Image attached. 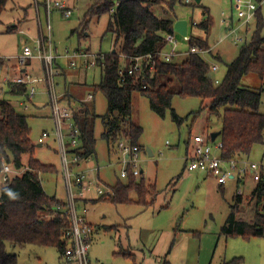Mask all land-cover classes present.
I'll return each instance as SVG.
<instances>
[{"label":"rangeland","instance_id":"1","mask_svg":"<svg viewBox=\"0 0 264 264\" xmlns=\"http://www.w3.org/2000/svg\"><path fill=\"white\" fill-rule=\"evenodd\" d=\"M45 1L9 0L6 9L0 15V64H2L0 66V98L11 103L16 112L27 116L29 136L35 145L34 157L43 164L55 166L59 171L60 159L57 154V144L53 138L54 125L48 118L49 93L46 85L42 84L37 88L34 96L30 98V103H26L25 96L12 95L7 88V84L16 76L17 70L14 69L19 68L20 65L16 55L21 44L25 40L31 44L30 41L38 40L39 35L46 37L48 34ZM55 1L63 2L71 8L72 14L69 18L64 17L54 7ZM184 1L181 0L182 3L176 1L175 12L173 10L169 14L176 19L193 20L196 23L209 16L211 24L207 39L213 48V54L219 59L208 57V61L218 66V70L213 72L212 76L221 80L227 63L237 56L241 45L250 41L256 20L252 19L247 24L239 21L238 16L243 11V6L236 0H201L200 6L185 5ZM91 2L92 0H51V41L56 54L62 55L66 51L71 53L77 48H88L95 54L108 53L112 50V46L115 51H118L119 43L113 45V36L105 34L109 14L90 18L87 23V34L81 33L79 37L80 23ZM169 2L170 0H164V3L152 6V12L158 17L163 16L164 11L168 10ZM202 6L208 9V16L202 15ZM260 12L264 18V6L260 7ZM231 27L235 29L234 32L230 31ZM9 28L13 30L8 31ZM73 29H76L78 33L71 34ZM194 31L201 33L199 29ZM260 36L264 37V20H262ZM238 37L242 38L239 42L235 40ZM176 38L180 43L178 48L184 50L186 45L181 37L176 36ZM169 50L170 47L167 45L164 52ZM174 59L180 61L181 57L176 56ZM59 61L67 75L54 78L55 95L59 96L63 93V88L67 85L75 99L86 100L87 94L93 93V84H97L100 80V68L76 71L63 60L59 59ZM31 63L32 66L28 70L32 69V74L35 75L41 74L43 65L41 59L32 58ZM6 77L8 80L4 82ZM242 84L255 88L260 85V80L256 74L249 73L243 77ZM131 101V118L142 127L138 140L142 150L138 154L136 167L142 170L141 177L154 183L157 189L146 194L144 201H152L157 193L158 195L153 205L148 207L138 203L135 191L129 193L131 203L115 204L108 200L95 201V198L80 201V213L85 215L86 220L93 225L92 242L89 247L90 259L102 264H162L160 257L162 258L170 247L171 250L174 249L176 243L173 230L178 228L180 231H186L185 234L199 233L205 254L208 259H212L211 264H223L224 260L234 257H241V264H264V237L219 236V229L228 215L233 194L240 190L244 198L242 206L240 205V212H245L251 184H237L235 180L230 179L221 192L210 178L203 177L201 170L197 168L187 170L184 167L183 157L188 138L195 134L207 137L210 133L219 131L220 118L209 117L206 109H203L193 119V113L197 112L201 106L200 99L196 97H172L171 109L174 110L179 121L172 119L170 110L165 112L164 117L155 114L149 107L148 99L139 92L132 93ZM86 103L91 106L96 115L93 127L96 140L95 155L89 158L88 164H94L100 168L101 183L98 186L105 190L113 186L117 180L124 184L127 178L119 177L120 170L123 168L122 154L117 147L108 154L106 142L101 139L103 126L100 116L106 111V100L98 90L94 92V99ZM25 105L29 108L25 109ZM259 112L264 113V92L261 95ZM43 131L49 132L50 136L40 146L37 140ZM146 149L151 155H148ZM246 156L249 161L264 166V144L254 145ZM23 164L24 169L27 167V155L23 157ZM40 179L48 195L56 196L61 200L65 199L66 194L60 173L41 174ZM166 204L168 205L162 208ZM184 242L189 256L197 253L199 242L192 240H184ZM122 249H132L136 254L135 258L123 255ZM10 251L17 253V264H59V252L55 247L27 245L22 249L16 248Z\"/></svg>","mask_w":264,"mask_h":264},{"label":"trees","instance_id":"2","mask_svg":"<svg viewBox=\"0 0 264 264\" xmlns=\"http://www.w3.org/2000/svg\"><path fill=\"white\" fill-rule=\"evenodd\" d=\"M8 1L0 0V15ZM176 1L182 3L181 0H170L169 11L175 12ZM162 3L164 0H93L80 23L85 28L93 16L109 14L105 34L113 36L115 45L119 43L118 51L107 53L98 63L100 80L93 86V93L99 90L107 104L105 113L100 116L103 126L101 139L106 142L107 152H112L120 142L141 149L138 140L142 127L131 118V96L133 92H139L148 99L149 107L155 114L164 117L165 112L170 110L174 121H179V118L171 109L173 96L200 99V109L193 113V119L203 109H206L209 117L220 118L218 137L222 143L221 155H249L254 145L264 144V113L259 112L264 92V37L260 36L264 18L260 9L256 11V25L250 41L239 47L237 56L227 63L223 78L215 84L210 66L201 54L186 53L180 61H176L174 56L169 62L158 55L167 47L165 36L172 33L174 22L167 11L161 17L152 12V6ZM190 4L200 6V2L195 1L187 5ZM111 10L113 12L110 14ZM201 13L204 17L208 16V9L202 6ZM210 24L208 16L190 27L188 41L184 43L186 51L191 47H211L207 39ZM195 29L201 30V33ZM75 32L77 30L73 29L70 33ZM119 55L126 58L125 69L131 63V58L143 57L142 70L131 75L125 72L120 77ZM207 55L219 59L211 51ZM249 73L258 76V87L249 88L242 84L243 77ZM7 88L12 95L26 96V87L22 84L9 82ZM73 117L80 133L77 153L82 160H86L95 155L93 127L96 115L87 104L82 103L79 109L74 108ZM29 134L27 116L16 112L11 103L0 98V171L3 163L20 170L24 166L23 157L27 155L25 171L2 182L0 186V264H17L18 255L10 249H22L27 245L55 247L60 258L65 245L63 235L69 221L55 210L62 200L48 195L40 179L41 174L56 175L59 171L55 166L43 164L34 157L35 145ZM191 137L186 145L191 142ZM124 178H127L126 183L117 180L110 187L112 195L99 196L95 201L131 203L129 193L135 191L138 203L144 206L153 204L155 197L148 202L144 201V197L156 190L155 185L146 183L143 177L133 176L130 165H127V176ZM8 190L18 193L19 198H10ZM242 201V195L235 192L228 215L219 229V236L264 237V170L250 193L245 212L239 209ZM241 262V257H234L223 264Z\"/></svg>","mask_w":264,"mask_h":264},{"label":"built area","instance_id":"3","mask_svg":"<svg viewBox=\"0 0 264 264\" xmlns=\"http://www.w3.org/2000/svg\"><path fill=\"white\" fill-rule=\"evenodd\" d=\"M194 0H185L186 4L193 2ZM243 6L240 20L242 23L249 22L255 15L258 7L264 3V0H236ZM51 1L46 0L45 6L49 13ZM54 7L59 9L64 17H69L71 9L67 7L63 2H54ZM113 10L110 11V13ZM222 15H224L222 13ZM195 23H191L194 25ZM48 37L50 31L49 18L47 22ZM176 36H180L172 30V33L165 36V41L169 45L170 50L167 52L160 51L158 55L166 62H169L176 54L178 43ZM183 43L188 41V34L186 36H180ZM49 41V39H47ZM236 41H241L242 38L238 37ZM211 51V47L207 49H200L197 47H191L186 53H198L205 57L208 52ZM104 55L100 53H90L86 51H74L65 52L62 55L56 54L48 45V50L44 47V39H38L33 45L29 43L23 44L20 52L16 55L17 61L20 65H23L27 59L38 58L43 63V75L41 77H33L27 72H23L21 75L11 79L14 84H22L26 87V98L29 100L32 98L38 88V84L46 85L49 93V110L50 116L53 121V135L57 143V153L60 159V174L64 186V192L66 194L65 199L55 207L56 211H59L65 215L69 221V227L65 230L63 239L65 241L62 254L59 258V264H102L96 260H91L88 255L89 244L93 232V227L86 221L85 217L78 211V201L82 199H89L87 196L89 193H93V198L99 196L112 195L110 187L105 190L99 188L95 179L77 169L83 161L77 153V140L79 137V129L75 123L73 113L74 108L67 103H62L59 96L54 92V78L57 74L56 59H67L71 65L76 66L79 63L84 66H97L102 62ZM143 57H134L130 59L128 68H119L118 74L120 77L127 74L139 73L142 70ZM211 72H215L218 67L216 64L211 65ZM217 83V80H214ZM28 108L27 105L24 106ZM50 136V133L43 131L38 138L39 143ZM121 153L123 155L122 164L123 168L120 171V177L127 176V165H130L132 175L137 177L139 170L136 167V160L138 157L139 149L137 146L129 147L122 142L119 143ZM191 153L187 154L186 161L190 166L203 170L210 174L218 185H224L229 176L236 174L239 178H249L253 183H257L260 180L261 171L264 170V166L260 163H254L246 158H240L237 156L224 157L221 155L222 143L220 141L212 143L208 137L202 134H195L191 137L190 142ZM25 170H16L8 163H3L0 171L1 182L5 183L17 175H21ZM94 171H98V167L94 168ZM237 193H241L237 190ZM92 198V199H93Z\"/></svg>","mask_w":264,"mask_h":264},{"label":"crops","instance_id":"4","mask_svg":"<svg viewBox=\"0 0 264 264\" xmlns=\"http://www.w3.org/2000/svg\"><path fill=\"white\" fill-rule=\"evenodd\" d=\"M51 1V0H50ZM201 1V0H200ZM92 2H93V0H92ZM92 2H91V4H92ZM45 3H46V1H45ZM185 3V2H184ZM65 4V3H64ZM36 5V4H35ZM44 5V4H43ZM66 5V4H65ZM67 6V5H66ZM91 6V5H90ZM261 6H264V3H262L259 7H258V9H260V7ZM68 7V6H67ZM44 8H45V11H46V30H47V32H48V29H47V22H48V18H49V24H50V13H51V10L52 9H50V11H49V13L47 12V9H46V6L44 5ZM70 8V7H69ZM37 9V8H36ZM57 9V8H56ZM71 9V8H70ZM257 9V10H258ZM57 10H59V9H57ZM237 10V9H236ZM256 10V11H257ZM60 11V10H59ZM238 12H240L239 10H237ZM61 12V11H60ZM167 12H169V13H171V11H169V10H167ZM112 13V12H111ZM110 13V14H111ZM61 14H62V12H61ZM71 14H72V10H71ZM71 14H70V16H71ZM224 14V13H223ZM63 15V14H62ZM69 16V17H70ZM171 16H172V14H171ZM255 16H256V12H255V15H254V17L252 18V19H256L255 18ZM69 17H66V18H69ZM239 18H238V20L239 21H241L240 20V17H241V14H239V16H238ZM173 19H176L174 16H173ZM178 19H180V18H178ZM251 19V20H252ZM83 20H84V18H83ZM83 22V21H82ZM242 22V21H241ZM188 23H189V27H188V35H189V31H190V27L192 26L191 25V23H196V22H194L193 20H188ZM247 23H249V22H247ZM247 23H243V24H247ZM15 27V26H14ZM86 30H87V25H86V27L84 28V26H79V33H78V35H79V37H81V33H84V32H86ZM231 32H234L235 31V29L234 28H232L231 27V30H230ZM230 32V33H231ZM85 34H87V32L85 33ZM84 34V35H85ZM40 38H43L44 39V47H45V49L46 50H48V45L50 44V46H51V48L53 49V51L56 53V51H55V49L53 48V45H52V41H51V25H50V31H49V37H48V34H47V36L46 37H44V36H41V35H39V38L38 39H40ZM47 39H49V41L47 40ZM26 41V40H25ZM23 42L22 44H21V46H20V50H21V47L23 46V44H25V43H27V42ZM37 40H33V41H30V45H33L35 42H36ZM239 42V41H238ZM246 43V42H245ZM113 45H114V43H113ZM186 45V44H185ZM112 46V45H111ZM20 50H19V52H20ZM187 49H184V50H181V49H179V48H177V54L175 55V57L177 56V57H184L185 56V54H184V52L186 51ZM74 51H86V52H90V50L88 49V48H86V49H83V48H77V49H75ZM74 51H72V52H74ZM112 51H114V49H113V46H112V50L110 51V52H112ZM18 52V53H19ZM211 52H213V48L211 47ZM90 53H92V52H90ZM100 54H103L104 56H106V54L107 53H103V52H99ZM109 53V52H108ZM120 56V68H122V67H125L126 66V63H127V61H126V58L123 56V55H119ZM206 57H204L205 59H206V61L208 62V64H209V66H210V68H211V65H213V64H210L209 63V61H208V57H211V56H209V55H205ZM59 59H61V60H63L69 67H71V68H73L74 70H76V71H80V69H87V70H89V69H91V68H94V67H99L100 65H97V66H93V67H90V66H84V65H81L80 63H79V60H78V64L76 65V66H73V65H71L70 64V62L67 60V59H64V58H57L56 59V62H55V64H56V70H57V74L55 75V77L57 76V77H59V76H62V75H64V76H66L67 75V73H65L64 71H63V68H62V63L59 61ZM31 60L32 59H27L26 60V64H23V65H19V68H15L14 70H17V72L15 73V75L16 76H19V75H21L23 72H27V73H29L31 76L33 75V77H41L42 75H43V65L41 66V74H39V75H35V74H32V72H33V70L31 69V71H29L28 70V68L29 67H31L32 66V63H31ZM43 64V63H42ZM0 66H2V64H0ZM218 67V66H217ZM100 68V67H99ZM218 70V69H217ZM216 70V71H217ZM210 72H211V69H210ZM212 73L213 72H211L210 74H211V76H212ZM14 75V76H15ZM15 76V77H16ZM213 77V76H212ZM7 80H8V78L6 77L5 79H4V82H7ZM213 80H217V83H215V84H218L219 82H220V79H217V78H214L213 77ZM98 84V83H97ZM40 85H42V84H38V87L40 86ZM66 85V84H65ZM80 85V84H79ZM94 85H96V84H93V86ZM92 90H93V88H92ZM63 93H61L60 95H59V98H60V100H61V102L62 103H67V104H69L71 107H73V108H80V106H81V104L83 103V104H87L86 102L87 101H90V100H93L94 99V93H88L87 94V96H86V100H78V99H75L72 95V93H70L69 92V86H64V88H63ZM26 97V96H25ZM24 97V98H25ZM25 100H26V103L27 102H29L30 103V99L28 100L27 98H25ZM20 105H22V104H20ZM88 105V104H87ZM89 106V105H88ZM90 107V109L92 110V108H91V106H89ZM28 108H29V106H28ZM27 108V109H28ZM49 108V107H48ZM48 118L51 120V122H52V119H51V116H50V110H49V115H48ZM75 120V119H74ZM76 123V122H75ZM216 132H219V131H216ZM214 133V132H213ZM211 134V133H210ZM210 134L209 135H207L208 137H209V140L212 142V143H214V142H217V141H220L219 140V135L214 139V140H211V137H210ZM54 138V137H53ZM38 141V140H37ZM54 141H55V139H54ZM44 142V141H43ZM56 142V141H55ZM221 142V141H220ZM43 144V143H42ZM41 143H38V145H42ZM57 144V143H56ZM77 144H78V140H77ZM140 145V144H139ZM77 149H78V145H77V147H76ZM118 150H119V152L121 153V150H120V147H119V144H118ZM140 149V148H139ZM142 150V147H141V149L139 150V152ZM146 151H147V153H148V155H151V153H150V151L148 150V149H146ZM139 152H138V154H139ZM108 153V152H107ZM111 152H109L108 154H110ZM189 153H191V148H190V143L189 144H187L186 145V152H185V155H184V157H183V160H184V167L188 170L189 168H195V167H192V166H190V164L186 161V156H187V154H189ZM58 154V153H57ZM122 154V153H121ZM235 156H237V157H240V158H246L247 156L246 155H243V154H237V155H235ZM121 157H122V159H123V155H121ZM90 158V157H89ZM89 158L88 159H86V160H83L82 162H81V164H80V166L77 168V169H79V170H81V171H83L84 173H86L87 175H89L90 177H92V178H94L95 179V181H96V183H101V180H100V176H99V172H100V168L97 166V165H92V164H88V160H89ZM247 159V158H246ZM84 166H85V168H84ZM95 167H98V171L96 172V171H94V168ZM22 170H24L25 169V167H24V169L23 168H21ZM20 169V170H21ZM200 170V169H199ZM121 171V170H120ZM140 172H139V175L136 177V178H139V177H141V174H142V170H139ZM59 173H60V171H59ZM120 174V173H119ZM201 174H203V177L206 179V178H210L213 182H214V184H215V186L217 187V189L218 190H220L221 192H223V190H224V185L230 180V179H232V180H235L236 181V183L237 184H240V183H244V184H251V189H250V193H251V191H252V189L255 187V185H256V183H253L249 178H247V177H241V178H239L236 174H233L232 173V175H230L229 176V178H228V180L226 181V183L224 184V185H218L217 183H216V181H215V179L210 175V174H208L207 172H205V171H203V170H201ZM119 177H120V175H119ZM146 181V183H148V184H152L151 183V181H147V180H145ZM153 185H155L154 183H153ZM238 186V185H237ZM156 189V188H155ZM156 191H157V189H156ZM92 193V192H91ZM240 194H242V193H240ZM158 195V193L156 194V196ZM234 195V194H233ZM87 196H89L90 198H93V193H92V195L89 193ZM156 196H155V200H156ZM249 196H250V194H249ZM248 196V197H249ZM243 198V197H242ZM244 199V198H243ZM59 200H61V199H59ZM88 200V199H87ZM86 200V201H87ZM154 200V201H155ZM154 201H153V203H154ZM80 202V201H79ZM79 202H78V211H79ZM153 204H151V205H147V207L148 206H152ZM166 205H168V204H166ZM242 206V205H241ZM240 206V207H241ZM163 207H166V206H162V208ZM240 209V208H239ZM79 213H80V211H79ZM81 214V213H80ZM81 215H83V214H81ZM84 217H85V215H83ZM85 219H86V217H85ZM87 221V220H86ZM88 222V221H87ZM89 223V222H88ZM92 227H93V225L91 224V223H89ZM180 230H178V228H177V230L176 231H174L173 230V236L175 237V245H174V249L173 250H168V252L166 253V254H164L163 256H162V258L160 257V259H162V264H211L212 263V259L210 260V259H208V256L205 254V249H204V247L202 246V242H201V237L199 236V233L198 234H195V233H192V234H185L184 232H186V231H180ZM195 232V231H194ZM199 236V237H198ZM198 239V240H197ZM182 240V241H181ZM184 240H186V241H190V240H192V241H194V242H199V247H198V250H197V253H195V254H191L190 256H189V253H188V251L185 249V247H184V244H185V242H184ZM91 242H92V238H91V241H90V244H91ZM90 244H89V247H90ZM130 248V247H129ZM90 249V248H89ZM89 249H88V255H89ZM122 254L124 255H128L129 257H134L135 258V256H136V254L132 251V249H127V250H125V249H122ZM159 257V256H158ZM145 261V260H144ZM226 260H224L223 262H225Z\"/></svg>","mask_w":264,"mask_h":264},{"label":"water","instance_id":"5","mask_svg":"<svg viewBox=\"0 0 264 264\" xmlns=\"http://www.w3.org/2000/svg\"><path fill=\"white\" fill-rule=\"evenodd\" d=\"M199 3L200 0H194ZM189 23L186 19H175L172 25V30L179 34L180 36H186L188 34ZM219 135V132H214L210 134L211 140H214Z\"/></svg>","mask_w":264,"mask_h":264},{"label":"clouds","instance_id":"6","mask_svg":"<svg viewBox=\"0 0 264 264\" xmlns=\"http://www.w3.org/2000/svg\"><path fill=\"white\" fill-rule=\"evenodd\" d=\"M7 195L12 198V199H18L19 198V194L18 193H14L11 190H8Z\"/></svg>","mask_w":264,"mask_h":264}]
</instances>
